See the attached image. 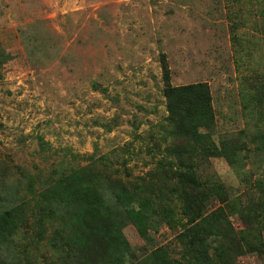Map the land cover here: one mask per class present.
Instances as JSON below:
<instances>
[{
  "label": "rangeland",
  "instance_id": "374dc122",
  "mask_svg": "<svg viewBox=\"0 0 264 264\" xmlns=\"http://www.w3.org/2000/svg\"><path fill=\"white\" fill-rule=\"evenodd\" d=\"M259 5L256 0L238 6L221 0H0V42L16 62L0 78V191L18 180L25 185L23 174L43 179L71 154L99 156L129 143L131 151L144 150L134 136L145 138L165 116L160 52L171 84H209L217 135L251 129L241 81L253 69L260 74L264 62L257 30L262 23L253 24ZM237 7L244 13V46L246 40L249 45L236 56L225 14ZM142 163L132 160L135 173L147 169ZM212 164L243 203L244 178L264 167L253 155L243 169ZM22 195L30 196L25 189ZM124 234L133 247L143 244L132 226ZM161 235L172 237L166 230ZM240 262L264 264L256 256Z\"/></svg>",
  "mask_w": 264,
  "mask_h": 264
},
{
  "label": "trees",
  "instance_id": "16d2710c",
  "mask_svg": "<svg viewBox=\"0 0 264 264\" xmlns=\"http://www.w3.org/2000/svg\"><path fill=\"white\" fill-rule=\"evenodd\" d=\"M256 1L253 24L262 23L257 30L264 58V0ZM225 19L233 52L240 55L249 45L240 33L244 13L237 7ZM158 62L165 116L145 138L134 136L144 150L131 151L129 143L99 156L71 154L43 179L23 174L25 185L18 180L0 191V264H241L250 256L264 262V167L244 178L243 203L212 164L243 169L252 155L264 162V62L260 74L253 69L251 77L242 78L244 118L252 124L234 135L215 133L207 82L175 86L164 53ZM15 64L0 42V78ZM138 158L147 169L135 173L130 163ZM24 189L30 196H18ZM129 225L141 246L127 240Z\"/></svg>",
  "mask_w": 264,
  "mask_h": 264
}]
</instances>
